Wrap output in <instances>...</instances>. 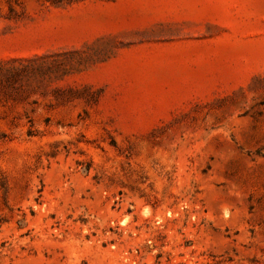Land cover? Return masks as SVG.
Segmentation results:
<instances>
[{"label":"rangeland","instance_id":"obj_1","mask_svg":"<svg viewBox=\"0 0 264 264\" xmlns=\"http://www.w3.org/2000/svg\"><path fill=\"white\" fill-rule=\"evenodd\" d=\"M0 264H264V0H0Z\"/></svg>","mask_w":264,"mask_h":264}]
</instances>
